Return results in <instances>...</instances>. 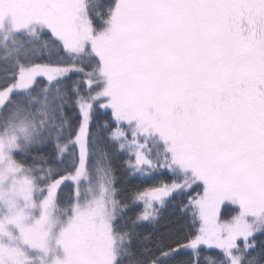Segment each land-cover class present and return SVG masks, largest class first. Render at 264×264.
<instances>
[{"label": "snow or ice", "instance_id": "6c2138e0", "mask_svg": "<svg viewBox=\"0 0 264 264\" xmlns=\"http://www.w3.org/2000/svg\"><path fill=\"white\" fill-rule=\"evenodd\" d=\"M201 260L264 264V0H0V264Z\"/></svg>", "mask_w": 264, "mask_h": 264}, {"label": "trees", "instance_id": "16d2710c", "mask_svg": "<svg viewBox=\"0 0 264 264\" xmlns=\"http://www.w3.org/2000/svg\"><path fill=\"white\" fill-rule=\"evenodd\" d=\"M53 59H55V57H53ZM76 78L77 77L75 76L71 77L72 80H75ZM69 83H71V81H69ZM66 115L69 118V124L73 126H76L81 118L79 109L74 104L70 105L66 109ZM109 120L110 111L97 106L92 114L90 124L91 130L96 131L98 125L103 126V124ZM48 151H50V149ZM109 159L111 160V165L116 177L117 187L122 191H130L137 186L143 187L150 184H155L161 180L165 182L169 181V177L166 174L155 175L154 178L147 180L141 178L140 176H134L130 174L126 163L128 160V155L126 153L119 152L118 149L109 150ZM68 184L70 185L71 183L68 182ZM63 191L66 194L69 191V188L65 187ZM135 211H138V209H133L131 212H129V215H133ZM187 224L188 220L181 211V198L179 196H175L174 198L170 199L167 206L161 210L159 223L156 225L145 224L139 229V232L141 233V236L166 235L170 232L174 233L181 230L187 231ZM181 259H184V257H177V261ZM201 264H205V261L201 260Z\"/></svg>", "mask_w": 264, "mask_h": 264}, {"label": "rangeland", "instance_id": "374dc122", "mask_svg": "<svg viewBox=\"0 0 264 264\" xmlns=\"http://www.w3.org/2000/svg\"><path fill=\"white\" fill-rule=\"evenodd\" d=\"M91 124V123H90ZM71 183V182H70ZM222 211H223V209H222Z\"/></svg>", "mask_w": 264, "mask_h": 264}]
</instances>
